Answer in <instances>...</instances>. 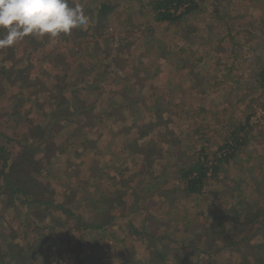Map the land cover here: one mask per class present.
Masks as SVG:
<instances>
[{"label":"rangeland","instance_id":"rangeland-1","mask_svg":"<svg viewBox=\"0 0 264 264\" xmlns=\"http://www.w3.org/2000/svg\"><path fill=\"white\" fill-rule=\"evenodd\" d=\"M148 1L69 0L86 27L0 49V170L12 148L36 200L9 203L0 175L1 264H264V225L227 223L264 206V0L174 23ZM233 132L250 141L188 194L182 171Z\"/></svg>","mask_w":264,"mask_h":264},{"label":"trees","instance_id":"trees-1","mask_svg":"<svg viewBox=\"0 0 264 264\" xmlns=\"http://www.w3.org/2000/svg\"><path fill=\"white\" fill-rule=\"evenodd\" d=\"M152 8H153V12H154V18L156 21H162V22H168V23H174L177 22L178 20H180L185 14H187L188 12H191L192 9H194L195 5V1L194 0H149L148 1ZM107 6L105 4H103L101 6V9L106 10ZM179 11V13H177ZM106 15L105 14H101L100 16H98L99 18V23L97 24L96 29H98V26H102V18H104ZM98 20V19H97ZM95 27V26H94ZM94 29V28H93ZM1 34H4L2 31H0ZM116 42L114 44V46H116ZM113 46V47H114ZM259 75L261 77L260 80V84L264 85V66L261 67ZM73 92V91H72ZM74 93V92H73ZM118 107V106H117ZM80 112L82 110H79ZM60 122V121H58ZM69 122H72L71 120H69ZM62 123V122H60ZM43 133V129L41 127H39V129L36 131V135L39 137L41 136ZM233 137L231 139V141H227L225 142V144H223V150H220V157L216 156L214 157H208L206 154L203 155L202 154V159L198 160L195 164H191L189 167L185 168L180 176L181 180H184V190L188 193V194H194V195H200L202 192V188L204 186L205 183V179L207 178L206 174L207 172L210 170L211 171V175L217 176V173L220 171V164L225 162L226 164L229 163V161L232 159L233 155H234V151L236 149H238V146L241 144H245L248 143L250 141L249 136L244 135L242 136H236V133H232ZM49 147L51 148L54 144V140H52L50 138V140H47ZM13 148H15L14 145H12ZM21 147V145H20ZM39 148V150H44L43 147H37ZM4 149V145L0 144V150ZM38 149H35L34 152H36ZM31 149H28L25 152H30L31 153ZM6 154L2 155V170H0V175H3L4 177H2V182L3 184H5L6 182H8V178L10 175V171L14 170V168H16V166L14 165V160H12V155L14 154V150L12 151V148H10L7 151H4ZM22 153V152H21ZM1 155V154H0ZM20 155V154H19ZM18 155V156H19ZM24 156L29 157L27 154H24ZM11 158V159H10ZM10 159V160H9ZM27 165L26 163H21L19 166H25ZM11 181V185L9 184V187L12 189V196L10 195V198L12 200V202L9 200V203L13 204L14 201H19L22 203L25 202H36V200L30 199L28 198V192L27 190H24L22 187H16L18 186V183H16V186H14V178L10 177L9 178ZM5 182V183H4ZM5 186V185H4ZM6 188L4 187V190ZM21 194L24 195L23 196V201L21 197H16L15 198V194ZM244 203V202H242ZM40 206H34L35 209H38ZM257 208H255L254 211H256L254 214H249L248 215V221H244V219L246 218L247 215H245L244 217H239L238 214H235L234 217L232 218H228V225L235 228L237 230V226H239V230L238 232L242 233V227L245 225L246 228L248 229L249 227H251L252 225H254V223L257 225L263 224L264 225V206H256ZM246 209L249 211L250 208ZM66 213L69 215L73 216V211H69L66 210ZM237 215V219L235 216ZM229 216V215H228ZM226 223V221H225ZM50 225H52V220L50 219ZM257 225V226H258ZM257 232L256 233H263L264 236V231H262V227L260 228H256ZM255 230V231H256ZM254 233L253 236L256 234ZM260 235V234H257ZM1 264V262H0Z\"/></svg>","mask_w":264,"mask_h":264},{"label":"clouds","instance_id":"clouds-1","mask_svg":"<svg viewBox=\"0 0 264 264\" xmlns=\"http://www.w3.org/2000/svg\"><path fill=\"white\" fill-rule=\"evenodd\" d=\"M90 17L81 4L69 0H0V49L28 35L57 37L86 27Z\"/></svg>","mask_w":264,"mask_h":264}]
</instances>
